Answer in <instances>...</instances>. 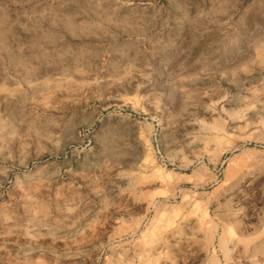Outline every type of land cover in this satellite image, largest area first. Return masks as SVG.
Returning <instances> with one entry per match:
<instances>
[{
    "label": "rangeland",
    "instance_id": "rangeland-1",
    "mask_svg": "<svg viewBox=\"0 0 264 264\" xmlns=\"http://www.w3.org/2000/svg\"><path fill=\"white\" fill-rule=\"evenodd\" d=\"M0 264H264V0H0Z\"/></svg>",
    "mask_w": 264,
    "mask_h": 264
},
{
    "label": "bare ground",
    "instance_id": "bare-ground-1",
    "mask_svg": "<svg viewBox=\"0 0 264 264\" xmlns=\"http://www.w3.org/2000/svg\"><path fill=\"white\" fill-rule=\"evenodd\" d=\"M152 247V246H151Z\"/></svg>",
    "mask_w": 264,
    "mask_h": 264
}]
</instances>
